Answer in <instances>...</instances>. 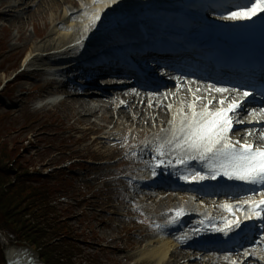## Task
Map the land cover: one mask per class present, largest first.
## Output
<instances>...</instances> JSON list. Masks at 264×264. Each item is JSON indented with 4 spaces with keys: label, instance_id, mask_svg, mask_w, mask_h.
Segmentation results:
<instances>
[{
    "label": "rangeland",
    "instance_id": "374dc122",
    "mask_svg": "<svg viewBox=\"0 0 264 264\" xmlns=\"http://www.w3.org/2000/svg\"><path fill=\"white\" fill-rule=\"evenodd\" d=\"M5 1V6L22 4L16 11L11 8L9 15L13 16L18 11L24 14L19 19L20 23L0 20V134L17 164L25 166L29 174H35L29 179L32 185L49 188V198H45V204L49 201L53 204L54 213L51 216L57 214L56 219L60 222L54 228L58 235L53 240L65 238L73 244L75 257L71 259L74 264H130V259L119 261L115 249L127 247L132 243L130 239H138L140 233L146 234L147 227L160 219L162 210L155 205L146 207L140 214L146 220L142 224L132 220L137 216L135 213L129 215V220L123 218L122 214L130 212L127 208L130 206L129 199L135 195L126 190L128 181L119 179L122 176L137 178L129 171L132 163L147 167L141 152L128 156L131 145L150 139L153 130L146 124L130 129L118 126L119 130L129 132L127 138L108 148L103 139H93L102 135V131H99L101 128L113 126L110 124L115 121L112 114L109 113V121L95 117L97 126H93L78 120L80 117L74 110L69 112L64 103L35 110L37 98L50 89L43 85L40 76L34 77L25 72L20 57L26 54L28 37L33 36L34 43L42 41L46 25L36 16L39 11L32 12L30 9L37 0ZM5 6L0 11H7ZM61 9H57V12ZM49 12L47 10L48 15ZM14 63L15 67L12 68ZM123 121L124 118L119 122ZM151 168L147 167V170ZM146 173L148 176L150 171ZM131 184L128 183L127 187L130 188ZM117 187H122V192L114 190ZM171 194L187 195L181 192ZM179 208L171 209L169 216L176 218ZM100 220L105 224L102 225ZM10 231H5L6 236L0 239L2 259L8 246L24 244L18 242L17 235ZM109 234L115 239H106L105 235ZM88 241L94 245H88ZM257 243L261 244L262 240L259 239Z\"/></svg>",
    "mask_w": 264,
    "mask_h": 264
},
{
    "label": "bare ground",
    "instance_id": "6f19581e",
    "mask_svg": "<svg viewBox=\"0 0 264 264\" xmlns=\"http://www.w3.org/2000/svg\"><path fill=\"white\" fill-rule=\"evenodd\" d=\"M208 0H116L115 3L112 0H37L34 6L31 4L30 8L32 12L39 11L36 15L40 17L46 25V33L40 43L33 42V36L28 37L25 44L26 54L23 57L21 64L31 62L32 64H46V62L52 61V51L60 48L66 56H74L77 54L75 48L69 47L73 41H81L87 43L93 40L99 33L106 28H109V38H123L129 33L130 23L146 22L151 20L156 21V18L161 20L156 22V27L159 30L163 25H169L172 21L176 25L181 24L187 18L189 13L196 16V19L202 21H208L203 15L197 14L195 11H188L187 9H195L194 7L203 5ZM5 0H0V8L4 7ZM25 3V2H24ZM22 4L7 5L5 6L7 11H0V20H7L9 23H18L19 19H22L23 12H15L16 14L9 15L11 8L15 9ZM62 8V9H61ZM57 9H61L58 13ZM29 10V9H28ZM49 10V15L47 14ZM184 11V13H183ZM99 12L100 19L91 22V17ZM260 14V13H258ZM257 14V15H258ZM28 19V18H27ZM165 22V23H164ZM233 20L215 21L211 25H223V27H233ZM101 36V35H99ZM19 59V57H18ZM15 67V63L12 68ZM10 69H8L9 71ZM27 72V71H26ZM36 76H41L42 71H34L31 73ZM31 77V76H28ZM70 83H66L67 85ZM64 85H61V90ZM71 85V84H70ZM75 90L72 93L66 95L64 105L68 107V111L74 110L78 115V120L86 122L90 125L97 126V119H104L109 121L111 119L110 114L114 116L115 121L112 124L114 131L119 130L117 127H127V129L135 126L144 127V124L151 127L153 130L150 137L151 142L165 143L172 134V126L180 121L182 116L189 113V109L186 108L187 101L197 104L199 109L204 106L203 103L209 102L205 99V96L194 95L190 99V92L186 89L184 84H177L172 90L162 94V90L152 96L142 93L139 97H134L128 92V97H122L115 93L114 96L107 95L103 99L87 97L86 90L81 91L80 87L72 85ZM82 92V94H81ZM135 98H138V102L135 103ZM144 100L140 104V101ZM126 101V103H122ZM122 118L124 121L119 122ZM243 120L248 124H254L258 122L264 123V115L250 116L246 114ZM250 126V125H248ZM108 128V127H104ZM162 128V130H161ZM251 130L250 141L260 140L264 138V128L261 127L255 133L256 128L254 125ZM164 134V135H162ZM238 134V133H236ZM167 149V148H166ZM171 154H178V152L167 149ZM97 165V164H96ZM97 169L98 167H94ZM135 172H140L139 168H134ZM145 176H146V172ZM141 175H144L141 173ZM134 185L140 182L139 178H134ZM138 187H142L139 184ZM204 202L205 199H202ZM150 201V203H148ZM193 198L186 196H162L158 197L157 194L150 195L142 201L140 208L155 205L162 210L160 218L168 217V208H172L177 205L186 204L187 207H194L192 203ZM199 202V201H198ZM197 208L202 211L206 206L200 203ZM212 212H216L215 209H209ZM208 211H204V220L208 219ZM217 214V213H215ZM100 219V218H99ZM217 220H220L218 218ZM101 224L105 223L101 221ZM158 224H152V229ZM160 227V226H159ZM193 227V222L187 220L184 223L183 228L174 229L170 235L165 236L158 233L159 230H166V228H159L153 234H138V239H130L131 244L124 248H114L116 258L121 262H125L131 259L133 264H264V242L262 244L257 243L254 250H245L242 253L232 254L225 252L223 254H204L201 256L191 254L190 252L183 250V239L190 236V229ZM186 229V230H185ZM147 231V230H146ZM106 239H112L115 237L112 234L105 235ZM121 237L119 236L118 239ZM90 246L94 243L88 241ZM177 242L180 246H177ZM260 244V245H259ZM25 246H11L5 254L7 258L6 264H37L36 260L31 255V251H26ZM108 248V247H107ZM132 249L130 253L127 250ZM246 257V258H245Z\"/></svg>",
    "mask_w": 264,
    "mask_h": 264
},
{
    "label": "snow or ice",
    "instance_id": "6c2138e0",
    "mask_svg": "<svg viewBox=\"0 0 264 264\" xmlns=\"http://www.w3.org/2000/svg\"><path fill=\"white\" fill-rule=\"evenodd\" d=\"M113 3L116 0H112ZM258 13H264V0H250L249 4L235 5V10L230 11L226 17L227 20L241 21L251 20ZM100 19L99 12L91 17V22ZM209 85V88H212ZM216 92H228L227 88H215ZM232 91H236L233 89ZM248 91L243 92V97L250 96ZM211 103V101L209 102ZM240 101L232 100L227 107L221 106L216 110H210L204 106L197 110L195 104L190 105L191 113L184 114L179 124L173 125L171 137L163 144L156 146L155 151L158 154L159 162L156 167L164 163L163 157L166 155V148L180 153L176 157L179 164L186 163L184 156L189 160H199L205 162L210 169V175H201L195 173L191 178L184 176L182 179L205 180L216 179L218 176H224L228 180L243 181L248 184L264 185V149L255 147L253 144L235 143L229 139V133L232 131L234 123H241L239 119H234L232 113L241 108ZM225 104L224 100L220 101ZM264 114V109L260 110ZM250 116H256V112H250ZM155 172H153V175ZM264 196V193H262ZM225 208L231 211V207L225 205ZM177 212V215H180ZM253 218L264 220V199L252 201L249 204V210L245 212L244 219ZM241 221L232 219L225 221L223 227L215 228V231L223 232L225 235L233 228H240Z\"/></svg>",
    "mask_w": 264,
    "mask_h": 264
},
{
    "label": "trees",
    "instance_id": "16d2710c",
    "mask_svg": "<svg viewBox=\"0 0 264 264\" xmlns=\"http://www.w3.org/2000/svg\"><path fill=\"white\" fill-rule=\"evenodd\" d=\"M2 138L0 134V226L38 249L47 264L72 262L73 244L65 238L53 240L58 233L48 219L49 209L42 208L46 191L27 183L26 169L17 164Z\"/></svg>",
    "mask_w": 264,
    "mask_h": 264
},
{
    "label": "water",
    "instance_id": "95a60500",
    "mask_svg": "<svg viewBox=\"0 0 264 264\" xmlns=\"http://www.w3.org/2000/svg\"><path fill=\"white\" fill-rule=\"evenodd\" d=\"M23 243L25 245V247H24L25 250L26 251H31L30 253H31L32 257L34 258L33 260H36L37 264H46L44 261H42L40 259L39 253L36 250L32 249V247L28 243H26L24 241H23Z\"/></svg>",
    "mask_w": 264,
    "mask_h": 264
}]
</instances>
